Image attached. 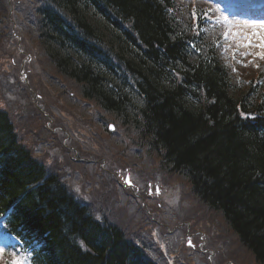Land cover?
<instances>
[{
  "label": "trees",
  "instance_id": "obj_1",
  "mask_svg": "<svg viewBox=\"0 0 264 264\" xmlns=\"http://www.w3.org/2000/svg\"><path fill=\"white\" fill-rule=\"evenodd\" d=\"M34 2L37 45L79 92L75 101L98 110L107 135L109 116L139 147L156 154L162 172L182 176L203 209L220 213L237 242L264 264L261 63H245L233 73L210 12L194 2ZM24 48L16 49L21 61ZM10 56L14 68L22 67ZM14 125L0 106V219L22 264H158L140 235L131 241L106 219L105 207L93 213L74 199L68 183L49 172L48 161L20 140ZM40 136L47 141L42 127ZM2 261L14 264L6 256Z\"/></svg>",
  "mask_w": 264,
  "mask_h": 264
},
{
  "label": "rangeland",
  "instance_id": "obj_2",
  "mask_svg": "<svg viewBox=\"0 0 264 264\" xmlns=\"http://www.w3.org/2000/svg\"><path fill=\"white\" fill-rule=\"evenodd\" d=\"M210 1L224 8L232 6L229 0ZM238 1L245 6L260 2ZM9 2L13 0H0V106L10 112L17 134L21 130L20 140L23 138L21 141L32 148L36 146L34 154L48 161L44 165L49 172L62 176L74 199L87 204L93 213L105 207L106 219L120 225L127 239L134 241L140 235L143 244L152 243L163 254V259L159 256L157 260L165 263L258 264L237 242L222 215L204 210L191 196L189 184L182 176L162 172L156 154L139 147L125 127L106 116L110 121L106 127L114 126V131L110 136L105 133L106 128L96 119L98 110L90 105L82 108V103L75 101L79 92L42 57L32 23L37 2L14 0L12 10ZM7 8L9 11L4 13ZM226 19L232 36L242 37L243 45L257 41L254 52L264 57V29L240 17ZM20 46H25L22 54L30 57L22 60L27 83L20 78L22 67L14 68L10 56L20 62L21 58L16 56ZM5 74L11 77L9 81L3 79ZM41 127L48 134L46 142L40 136ZM34 137L37 142H33ZM125 169H130V173ZM127 174L135 182L133 188L122 185ZM155 185L160 187L159 193L155 192ZM188 235L195 244L203 241L210 252L187 248ZM148 255L152 258L153 251Z\"/></svg>",
  "mask_w": 264,
  "mask_h": 264
},
{
  "label": "snow or ice",
  "instance_id": "obj_3",
  "mask_svg": "<svg viewBox=\"0 0 264 264\" xmlns=\"http://www.w3.org/2000/svg\"><path fill=\"white\" fill-rule=\"evenodd\" d=\"M254 27H255V25H254ZM258 27L261 28V29H264V24H261ZM262 39H264V38H262ZM262 46H264V45H262ZM262 58H264V57H262Z\"/></svg>",
  "mask_w": 264,
  "mask_h": 264
},
{
  "label": "water",
  "instance_id": "obj_4",
  "mask_svg": "<svg viewBox=\"0 0 264 264\" xmlns=\"http://www.w3.org/2000/svg\"><path fill=\"white\" fill-rule=\"evenodd\" d=\"M111 130H113V127H111ZM127 182H128V183H130V182H129V178H128V177H127Z\"/></svg>",
  "mask_w": 264,
  "mask_h": 264
}]
</instances>
